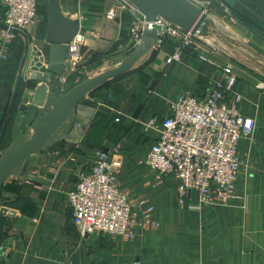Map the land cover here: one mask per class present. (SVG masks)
<instances>
[{
  "label": "crops",
  "instance_id": "0c3cea01",
  "mask_svg": "<svg viewBox=\"0 0 264 264\" xmlns=\"http://www.w3.org/2000/svg\"><path fill=\"white\" fill-rule=\"evenodd\" d=\"M191 1L211 20L215 33L202 38L211 39L215 50L203 52L207 61L182 52L179 61L166 64L175 45L165 42L151 48L128 73L90 93L81 102L86 111L76 108L74 120V125L88 124V131L80 134L73 125L35 158L23 178L4 183L0 194L16 216L10 219L0 264H264V0ZM111 6L112 0H84L80 5L61 0L63 14L78 20L80 32L88 36L82 68L67 77V89L117 67L132 52L129 30L134 18L117 10L118 17L107 21ZM3 21L0 0L1 25ZM45 30L35 26L23 33L26 38L15 34L6 52L0 41V134L12 97L17 104L34 86L28 64L19 78L26 39L29 60L35 55L33 47L45 54ZM226 65L237 77L231 99L240 97L237 110L254 121L255 131L238 147L244 162L235 189L239 199L199 208L194 192L180 200L173 178L159 182L143 163L156 135L144 123L153 115L168 116L169 103L184 91L202 96L224 85L221 69ZM102 66L107 69L96 73ZM18 125L13 111L0 141V156L9 145L30 137V130L24 133ZM114 146L122 155L120 184L154 208L158 228L143 233L136 229L135 239L125 242L99 235L81 238L71 222L66 194L76 172L91 164L96 151Z\"/></svg>",
  "mask_w": 264,
  "mask_h": 264
},
{
  "label": "built area",
  "instance_id": "2783aa9c",
  "mask_svg": "<svg viewBox=\"0 0 264 264\" xmlns=\"http://www.w3.org/2000/svg\"><path fill=\"white\" fill-rule=\"evenodd\" d=\"M68 1L80 5L84 0ZM44 3L47 0H1L3 25L6 27L0 30L3 52L9 49L15 38L11 30L27 33L37 26L39 11ZM117 10L125 11L134 18L129 30L133 51L147 23L127 0H112L105 19L114 21L118 17ZM153 24L156 39L152 49L168 41L175 45V52L166 64L179 61L182 52L193 53L202 61H207L203 52L215 50L206 38H196L160 18ZM87 39L88 36L79 31L70 42L69 56L61 75L63 83L82 68ZM221 72L225 77L224 85H215L202 96L184 91L169 103L168 116L153 115L144 123L146 130H154L156 135L143 163L156 174L159 182L173 178L180 200L194 192L199 208L226 206L238 198L235 189L244 166L238 153L239 143L250 138L255 131L254 121L241 116L237 110L236 103L240 97L231 99L237 78L232 66L226 65ZM77 110L86 111L83 103L77 106ZM88 129V124H75L73 128L80 134ZM121 167L122 155L114 146L96 151L91 164L76 172L75 183L66 194V205L71 213V222L81 238L99 235L125 242L135 239L136 229L143 233L158 228L154 208L146 206L142 197H133L120 184ZM13 212L7 208L5 215L0 217H15ZM9 230L10 227L6 229V238L0 246V257L4 256Z\"/></svg>",
  "mask_w": 264,
  "mask_h": 264
},
{
  "label": "water",
  "instance_id": "95a60500",
  "mask_svg": "<svg viewBox=\"0 0 264 264\" xmlns=\"http://www.w3.org/2000/svg\"><path fill=\"white\" fill-rule=\"evenodd\" d=\"M144 17L146 25L138 46L117 67L87 78L67 89L61 75L69 56V44L80 31L78 20L66 17L62 12L61 0H47L44 13L46 30L44 43L46 53L33 47L35 54L29 60V43L26 39L21 61L19 78L26 64L30 71L29 79L34 84L26 89L16 104L12 97L0 134L3 137L7 121L13 111L19 119V130H30L29 138L9 145L0 156V193L4 183L13 177L23 178L27 167L36 157L57 144L70 132L74 125L76 108L86 97L107 82L128 73L134 65L152 48L156 39L154 22L160 18L169 24L190 32L194 37H207L214 32L211 20L201 7L190 0H127ZM223 3L224 1L221 0ZM1 29H6L0 24ZM12 33L26 36L16 30ZM17 82V87H18ZM6 207L0 204V216ZM15 213V212H13ZM11 218H14L12 216Z\"/></svg>",
  "mask_w": 264,
  "mask_h": 264
},
{
  "label": "trees",
  "instance_id": "16d2710c",
  "mask_svg": "<svg viewBox=\"0 0 264 264\" xmlns=\"http://www.w3.org/2000/svg\"><path fill=\"white\" fill-rule=\"evenodd\" d=\"M42 13H44L43 10H42ZM72 79L73 78H71V80ZM68 81H70V80H68ZM70 88H72V87H70ZM6 202H7L6 199L3 196H1V194H0V204L2 206H5V207L10 206L9 203L7 204ZM214 206H216V205H214ZM10 219L11 218L0 217V246L3 242V239L6 238V229L8 227H10V225H11Z\"/></svg>",
  "mask_w": 264,
  "mask_h": 264
},
{
  "label": "rangeland",
  "instance_id": "374dc122",
  "mask_svg": "<svg viewBox=\"0 0 264 264\" xmlns=\"http://www.w3.org/2000/svg\"><path fill=\"white\" fill-rule=\"evenodd\" d=\"M45 5H46V3H44V4H42V7L40 8V21H41V19H42V23L39 25V24H37V25H39V26H36V28H38V27H40V28H42V29H44L45 30V27H46V17H45V13H42V10H43V12H44V9H45ZM222 24V23H221ZM223 25V24H222ZM218 28H220V27H218ZM224 28V27H223ZM37 30V29H36ZM219 31V30H218ZM43 32V31H42ZM218 33H220V32H218ZM210 43H211V45L215 48V46H214V43H213V41H211V39H210V41H209ZM107 69V67H100L98 70H96L95 72L97 73V72H102V71H104V70H106ZM95 73V74H96ZM69 89H70V87H68Z\"/></svg>",
  "mask_w": 264,
  "mask_h": 264
}]
</instances>
